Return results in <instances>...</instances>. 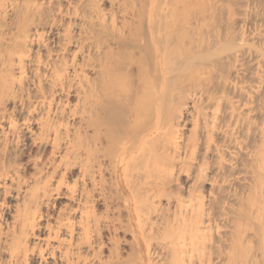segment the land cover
Instances as JSON below:
<instances>
[{
  "label": "bare ground",
  "instance_id": "6f19581e",
  "mask_svg": "<svg viewBox=\"0 0 264 264\" xmlns=\"http://www.w3.org/2000/svg\"><path fill=\"white\" fill-rule=\"evenodd\" d=\"M0 264H264V0H0Z\"/></svg>",
  "mask_w": 264,
  "mask_h": 264
}]
</instances>
